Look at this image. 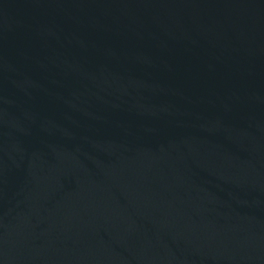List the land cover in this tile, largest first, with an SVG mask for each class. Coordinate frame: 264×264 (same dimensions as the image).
<instances>
[{
    "label": "water",
    "instance_id": "obj_1",
    "mask_svg": "<svg viewBox=\"0 0 264 264\" xmlns=\"http://www.w3.org/2000/svg\"><path fill=\"white\" fill-rule=\"evenodd\" d=\"M0 264H264V0H0Z\"/></svg>",
    "mask_w": 264,
    "mask_h": 264
}]
</instances>
